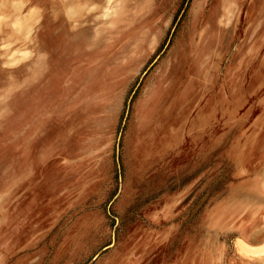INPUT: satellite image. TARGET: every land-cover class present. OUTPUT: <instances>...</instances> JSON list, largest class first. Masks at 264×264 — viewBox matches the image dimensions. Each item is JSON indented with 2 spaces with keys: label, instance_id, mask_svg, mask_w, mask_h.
I'll list each match as a JSON object with an SVG mask.
<instances>
[{
  "label": "rangeland",
  "instance_id": "1",
  "mask_svg": "<svg viewBox=\"0 0 264 264\" xmlns=\"http://www.w3.org/2000/svg\"><path fill=\"white\" fill-rule=\"evenodd\" d=\"M250 1L207 81L191 85L176 65L194 58L217 0H118L128 26L99 48L89 28L107 0H0V264H246L264 253L238 239L239 185L264 124V89L249 83L261 60L238 54ZM132 42L126 66L111 60Z\"/></svg>",
  "mask_w": 264,
  "mask_h": 264
},
{
  "label": "crops",
  "instance_id": "2",
  "mask_svg": "<svg viewBox=\"0 0 264 264\" xmlns=\"http://www.w3.org/2000/svg\"><path fill=\"white\" fill-rule=\"evenodd\" d=\"M208 1L209 0H196V4H204L206 2L208 3ZM246 2L247 0H217L216 3L219 4L217 11L211 14V19H213L215 23L207 22L202 26L199 33L198 51L194 55V58L190 64L186 66L183 65V61H181L179 65H176L180 70H187L186 74L188 75L189 84L196 85L197 83L207 81H205V79L209 77L208 69L215 65L216 59H222L224 48L230 42V37L234 35L237 36L238 34L237 23L243 14ZM108 3L109 0H107V6ZM115 3H117L116 6ZM2 4L3 2H1V5ZM120 5L121 3L118 2V0H114L111 5L112 12L110 16L107 17L104 10L103 14L100 16L97 15L100 21H97L93 28H89L91 32L94 30L96 48L103 46L104 43L107 44L112 42L115 36L118 37L116 32L119 31V29L117 28L128 26L129 16L127 17L120 12L122 8ZM195 9L196 8H194V10ZM194 13L196 15L199 11H194ZM250 13L253 20L244 32L245 36L240 43L238 54L240 55L242 53L240 59L243 57L247 58L251 55V58L254 55L256 59L259 60L260 58L261 61L257 65L255 73L252 75V78L249 79V83L254 84L256 91L259 93L264 89V0H251ZM119 19H122V22L118 24L116 21ZM148 32L150 33V31ZM163 35L164 32L160 29L156 32L155 36L149 40L146 46L147 49L141 56L139 55L141 62L136 69L133 64L128 66L125 65V62H129L136 54L134 42L124 47V49H121L111 60L118 65L124 64L126 67L130 66L132 68V75L130 78H132L133 75L140 70V67L148 57L156 52ZM130 46L131 48L134 47L133 50L128 48ZM27 52H29L28 49ZM178 54V50L175 52L172 51L170 57L163 61L161 66L162 75L164 73L168 74L173 69L172 62ZM119 55L122 56V58H120ZM260 128V137L257 145H255V148H257L254 158V160H256L254 163L255 171L240 182L239 185L241 193L239 212L242 214L240 217H244L245 219L239 220L240 231L238 239L247 242L252 248H259L264 245V124H261ZM244 170L243 167L239 168L240 174H243ZM97 258L98 256L95 259ZM250 260L251 261H248L246 264H264V254L250 257Z\"/></svg>",
  "mask_w": 264,
  "mask_h": 264
},
{
  "label": "bare ground",
  "instance_id": "3",
  "mask_svg": "<svg viewBox=\"0 0 264 264\" xmlns=\"http://www.w3.org/2000/svg\"><path fill=\"white\" fill-rule=\"evenodd\" d=\"M114 0H109V3H108V6L106 7V9H105V15L108 17V16H110V14H111V12H112V2H113ZM99 8V7H98ZM99 10V9H98ZM71 12H72V10H71ZM70 12V13H71ZM91 24V23H90ZM264 254V253H263Z\"/></svg>",
  "mask_w": 264,
  "mask_h": 264
}]
</instances>
